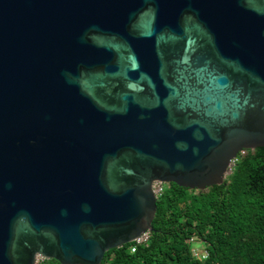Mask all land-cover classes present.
<instances>
[{
  "label": "water",
  "instance_id": "obj_1",
  "mask_svg": "<svg viewBox=\"0 0 264 264\" xmlns=\"http://www.w3.org/2000/svg\"><path fill=\"white\" fill-rule=\"evenodd\" d=\"M260 146L264 0H0V264H100Z\"/></svg>",
  "mask_w": 264,
  "mask_h": 264
},
{
  "label": "trees",
  "instance_id": "obj_2",
  "mask_svg": "<svg viewBox=\"0 0 264 264\" xmlns=\"http://www.w3.org/2000/svg\"><path fill=\"white\" fill-rule=\"evenodd\" d=\"M151 224L146 244L109 249L100 264H264V146L239 155L224 182L205 190L165 183ZM190 238L206 257L193 256Z\"/></svg>",
  "mask_w": 264,
  "mask_h": 264
},
{
  "label": "built area",
  "instance_id": "obj_3",
  "mask_svg": "<svg viewBox=\"0 0 264 264\" xmlns=\"http://www.w3.org/2000/svg\"><path fill=\"white\" fill-rule=\"evenodd\" d=\"M245 152L244 149L240 150L235 157L231 158L228 164V168L230 170V172L232 171L233 166L235 165V162L237 161V158L239 155H243ZM154 193L156 195V197H158L163 189L162 187V183H160L159 181H154L152 184ZM150 230H145L143 231L140 235H138L137 237L134 238V240L132 241L131 245H130V251H135L136 247L140 244H146L149 236H150ZM190 243H192L191 245V252L193 254L194 257L196 258H204L207 255V251L205 249H199L197 246H195V243L193 242V239L190 238L189 239Z\"/></svg>",
  "mask_w": 264,
  "mask_h": 264
},
{
  "label": "rangeland",
  "instance_id": "obj_4",
  "mask_svg": "<svg viewBox=\"0 0 264 264\" xmlns=\"http://www.w3.org/2000/svg\"><path fill=\"white\" fill-rule=\"evenodd\" d=\"M245 152H246V151H245ZM245 152H244V153H245ZM164 184H165V183H162V187L164 186ZM195 246H197L199 249H202V245H201V243L198 244V243L196 242V243H195ZM38 259H39V262H40L41 260H43L41 257H38ZM39 262H38V263H39Z\"/></svg>",
  "mask_w": 264,
  "mask_h": 264
},
{
  "label": "flooded vegetation",
  "instance_id": "obj_5",
  "mask_svg": "<svg viewBox=\"0 0 264 264\" xmlns=\"http://www.w3.org/2000/svg\"><path fill=\"white\" fill-rule=\"evenodd\" d=\"M191 50H192V46H191ZM190 55H191L190 57L192 58V56L194 55V52H190ZM244 150L247 151V150H250V149H244ZM239 151H240V150H239ZM239 151H238V152H239ZM238 152H237V153H238ZM244 154H245V153H244Z\"/></svg>",
  "mask_w": 264,
  "mask_h": 264
}]
</instances>
